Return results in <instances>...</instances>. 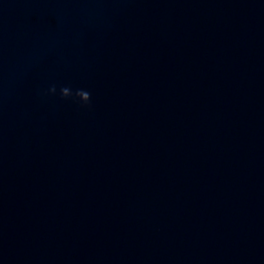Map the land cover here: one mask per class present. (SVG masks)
Returning <instances> with one entry per match:
<instances>
[{
    "label": "water",
    "instance_id": "water-1",
    "mask_svg": "<svg viewBox=\"0 0 264 264\" xmlns=\"http://www.w3.org/2000/svg\"><path fill=\"white\" fill-rule=\"evenodd\" d=\"M0 264H264V0H0Z\"/></svg>",
    "mask_w": 264,
    "mask_h": 264
},
{
    "label": "clouds",
    "instance_id": "clouds-1",
    "mask_svg": "<svg viewBox=\"0 0 264 264\" xmlns=\"http://www.w3.org/2000/svg\"><path fill=\"white\" fill-rule=\"evenodd\" d=\"M57 88L55 85H52L47 92V94H56ZM59 96L62 99H72L75 102L80 103L82 106H87L91 102V93L83 88L73 90L69 86H62L59 88Z\"/></svg>",
    "mask_w": 264,
    "mask_h": 264
}]
</instances>
